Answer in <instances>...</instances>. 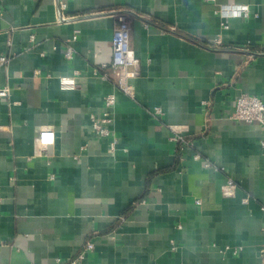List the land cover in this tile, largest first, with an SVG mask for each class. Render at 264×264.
<instances>
[{
    "label": "crops",
    "instance_id": "1",
    "mask_svg": "<svg viewBox=\"0 0 264 264\" xmlns=\"http://www.w3.org/2000/svg\"><path fill=\"white\" fill-rule=\"evenodd\" d=\"M61 1L71 20L0 0V264H67L87 241L78 264H263L264 128L230 117L241 93L264 103V0ZM233 3L249 17L215 13ZM114 12L132 99L99 74ZM109 95L114 152L91 120Z\"/></svg>",
    "mask_w": 264,
    "mask_h": 264
},
{
    "label": "built area",
    "instance_id": "2",
    "mask_svg": "<svg viewBox=\"0 0 264 264\" xmlns=\"http://www.w3.org/2000/svg\"><path fill=\"white\" fill-rule=\"evenodd\" d=\"M36 1V0H29ZM214 2L215 0H206ZM55 5L59 19L61 21L71 20L74 17L63 16V11L66 6L61 0H55ZM223 19L226 18H248L250 15V9L248 5L239 4H225L221 5L215 12ZM114 17L117 19V25L113 31L111 39V60L108 66L100 67L99 74L103 79H109L112 77L115 89L120 93L124 94L129 98H133L131 89L129 88V81L137 75L138 61L135 58L133 49L130 46V31L129 24L127 21L128 14L124 12H114ZM222 28L227 29L228 26L222 23ZM76 37H73L75 40ZM215 43L220 45L221 40L216 39ZM65 57L67 59L72 57V48L67 47L65 51ZM6 62L5 57L0 58V64ZM98 72V71H97ZM61 87L63 88H73L75 83L72 77H62L59 80ZM9 90L4 87L0 89V98H5L8 96ZM115 104L114 95H109L105 99L106 110L100 118L91 117L92 127L96 134L100 137L109 138V149L114 152L117 145V139L114 135L110 133L107 126L112 123L111 109ZM153 116H159L161 111L159 108H155L152 112ZM232 120L244 123H255L264 128V103L261 99L251 96L245 93L239 94L234 99V109L230 117ZM175 142H178L180 147L189 145L188 141H185L181 137H173ZM260 145L264 148V138L260 141ZM184 148V147H183ZM195 159H198L195 156ZM206 168H210L211 165L208 162L204 163ZM231 181H228V185H231ZM230 194V193H229ZM261 211L264 214V204L261 206ZM94 244L91 241H87L82 249L73 259H71L67 264H78L84 259L85 253L92 251ZM262 262L264 264V245L261 251Z\"/></svg>",
    "mask_w": 264,
    "mask_h": 264
}]
</instances>
